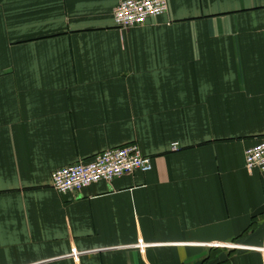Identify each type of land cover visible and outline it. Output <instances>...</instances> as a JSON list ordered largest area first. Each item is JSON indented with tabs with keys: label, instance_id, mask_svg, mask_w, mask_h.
<instances>
[{
	"label": "crops",
	"instance_id": "1",
	"mask_svg": "<svg viewBox=\"0 0 264 264\" xmlns=\"http://www.w3.org/2000/svg\"><path fill=\"white\" fill-rule=\"evenodd\" d=\"M121 1L0 0V264H264V0ZM128 145L148 172L52 188Z\"/></svg>",
	"mask_w": 264,
	"mask_h": 264
},
{
	"label": "built area",
	"instance_id": "2",
	"mask_svg": "<svg viewBox=\"0 0 264 264\" xmlns=\"http://www.w3.org/2000/svg\"><path fill=\"white\" fill-rule=\"evenodd\" d=\"M167 0H125L113 11L117 28L127 30L140 27L153 18L166 14ZM177 143L171 144V151H177ZM247 172H264V139L244 153ZM151 160L142 156L137 145L106 150L96 155L90 162L77 163L60 168L51 175V186L59 194L81 192L100 182L111 183L136 172H148Z\"/></svg>",
	"mask_w": 264,
	"mask_h": 264
}]
</instances>
